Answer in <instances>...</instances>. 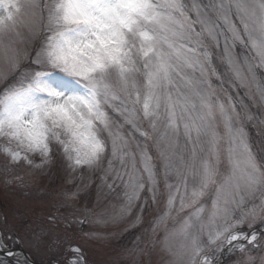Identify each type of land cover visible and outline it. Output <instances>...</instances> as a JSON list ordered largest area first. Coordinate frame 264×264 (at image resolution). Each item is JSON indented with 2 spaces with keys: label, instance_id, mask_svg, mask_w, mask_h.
Returning <instances> with one entry per match:
<instances>
[{
  "label": "snow or ice",
  "instance_id": "1",
  "mask_svg": "<svg viewBox=\"0 0 264 264\" xmlns=\"http://www.w3.org/2000/svg\"><path fill=\"white\" fill-rule=\"evenodd\" d=\"M0 54L5 170L72 185L23 238L0 227V264L25 241L89 264L84 243L149 216L128 264H264V0H0Z\"/></svg>",
  "mask_w": 264,
  "mask_h": 264
},
{
  "label": "rangeland",
  "instance_id": "2",
  "mask_svg": "<svg viewBox=\"0 0 264 264\" xmlns=\"http://www.w3.org/2000/svg\"><path fill=\"white\" fill-rule=\"evenodd\" d=\"M16 39L21 49H31L33 46L28 27H22L20 35ZM253 111L258 116L261 114V110L258 108H253ZM250 131L253 139L259 140V137L256 135V129L253 128ZM4 163V157L0 154V227H15L17 233L23 238L24 233L20 231V224L31 215V209L41 199H47L52 194L59 193L65 189H71L72 185L71 183H66L62 172H53L51 174L37 175L35 184L29 183L28 187H23L15 182V175H24V170L22 168H15L14 170L9 169L6 171ZM25 179L28 180L29 177L25 175ZM36 186L39 187V191L35 190ZM81 195L92 201L96 198L95 191L91 189L82 191ZM148 219H150V216L146 217L144 224H133L124 221L110 225L106 229L103 241H88L84 243V253L89 264H128L129 257L124 255V250H130L141 242L143 233L148 228ZM164 227H167L173 233L170 244L178 248L183 242V237L178 231L180 227L179 222L168 221L165 226L161 227V233ZM19 248L28 251L36 261L43 264H51L52 261L57 259L54 244L50 248L47 246L35 248L25 241ZM19 257L25 261L22 256ZM222 259L227 261L228 264H232L229 254L225 253ZM153 260L155 264H165L167 257L156 253L153 256Z\"/></svg>",
  "mask_w": 264,
  "mask_h": 264
},
{
  "label": "water",
  "instance_id": "3",
  "mask_svg": "<svg viewBox=\"0 0 264 264\" xmlns=\"http://www.w3.org/2000/svg\"><path fill=\"white\" fill-rule=\"evenodd\" d=\"M26 256H27V254L26 253H24Z\"/></svg>",
  "mask_w": 264,
  "mask_h": 264
}]
</instances>
